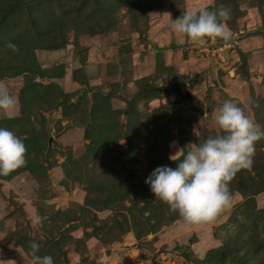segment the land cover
<instances>
[{
	"label": "rangeland",
	"instance_id": "rangeland-1",
	"mask_svg": "<svg viewBox=\"0 0 264 264\" xmlns=\"http://www.w3.org/2000/svg\"><path fill=\"white\" fill-rule=\"evenodd\" d=\"M221 5L230 39L172 33ZM0 82L17 99L0 127L27 149L0 175V264H32L33 241L54 264H264V139L211 222L185 226L145 184L223 134L225 101L264 127V0H0Z\"/></svg>",
	"mask_w": 264,
	"mask_h": 264
},
{
	"label": "clouds",
	"instance_id": "clouds-1",
	"mask_svg": "<svg viewBox=\"0 0 264 264\" xmlns=\"http://www.w3.org/2000/svg\"><path fill=\"white\" fill-rule=\"evenodd\" d=\"M231 10L221 5L215 10L193 9L171 21V31L193 42L206 39H230L227 22ZM9 48L16 46L9 43ZM17 99L0 82V112H10ZM215 122L222 135L209 136L203 143L190 144L169 156L176 167H157L145 180L155 199L178 213L185 226L213 221L231 201L229 184L233 177L253 164L256 143L264 139V127L246 114L236 102L225 101L215 113ZM170 147L176 148V142ZM26 146L14 132L0 127V175L7 176L26 165ZM178 153L180 155L178 156ZM179 162L177 163V161ZM39 217L32 223L39 225ZM40 244L31 242L32 264H54L51 255H39ZM2 262V261H0Z\"/></svg>",
	"mask_w": 264,
	"mask_h": 264
},
{
	"label": "water",
	"instance_id": "water-1",
	"mask_svg": "<svg viewBox=\"0 0 264 264\" xmlns=\"http://www.w3.org/2000/svg\"><path fill=\"white\" fill-rule=\"evenodd\" d=\"M177 93L180 95V100H185L190 98V94L186 92L185 94L180 93V91L177 89Z\"/></svg>",
	"mask_w": 264,
	"mask_h": 264
}]
</instances>
